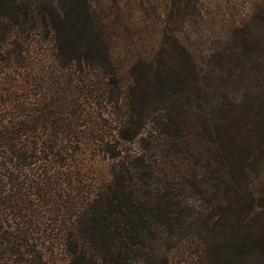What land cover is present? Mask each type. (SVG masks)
I'll return each mask as SVG.
<instances>
[{
    "label": "trees",
    "instance_id": "1",
    "mask_svg": "<svg viewBox=\"0 0 264 264\" xmlns=\"http://www.w3.org/2000/svg\"><path fill=\"white\" fill-rule=\"evenodd\" d=\"M161 1L0 0V264H264V0Z\"/></svg>",
    "mask_w": 264,
    "mask_h": 264
},
{
    "label": "rangeland",
    "instance_id": "2",
    "mask_svg": "<svg viewBox=\"0 0 264 264\" xmlns=\"http://www.w3.org/2000/svg\"><path fill=\"white\" fill-rule=\"evenodd\" d=\"M91 1L95 4V7L97 8H103L104 10L112 11L111 14L113 15L111 16V19H113V22L116 23L117 21L118 23L123 19V23H124L126 18L120 16L123 13L124 15L130 17L129 21L133 20L132 18H135L137 21L136 25L137 26L140 25L142 30L146 29L152 24H157L158 21L160 20V17L163 16L162 15L163 12L161 11V7H162L161 0H91ZM228 2H229L228 3L229 6H233L234 8L238 9L241 12L245 10L247 6H249V0H228ZM117 4H120V8H121L120 10L118 9ZM130 14H133L132 18ZM128 25L132 27L136 26V25L134 26L131 23ZM123 27H125V25H123ZM124 30L126 31L127 29ZM128 44H130L129 40L123 41L122 44L121 42L115 44V46L118 45V48L115 50L116 52L115 56L117 57V59L119 60L128 59V50H129ZM123 72L124 73L122 74L123 76L122 83L123 85H126V79H127L126 69L123 70ZM88 154L90 156L89 166L91 167V171L96 176L99 182L106 181L109 177V161L103 157L93 158L92 155H90L91 153ZM49 250L50 247L47 249L46 253H44V257H46V259L48 260L51 259L49 263L47 260L48 264H53L54 262L60 260L61 257L58 254V251H56V249L54 253L53 252L50 253Z\"/></svg>",
    "mask_w": 264,
    "mask_h": 264
}]
</instances>
